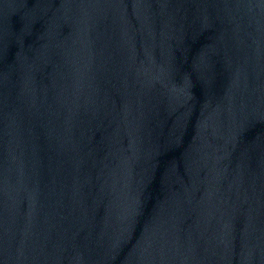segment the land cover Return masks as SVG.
<instances>
[{
	"label": "water",
	"instance_id": "95a60500",
	"mask_svg": "<svg viewBox=\"0 0 264 264\" xmlns=\"http://www.w3.org/2000/svg\"><path fill=\"white\" fill-rule=\"evenodd\" d=\"M0 264H264V0H0Z\"/></svg>",
	"mask_w": 264,
	"mask_h": 264
}]
</instances>
